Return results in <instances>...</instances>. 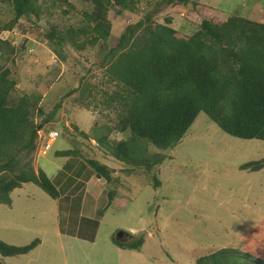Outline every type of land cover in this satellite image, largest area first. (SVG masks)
I'll use <instances>...</instances> for the list:
<instances>
[{"label": "rangeland", "instance_id": "1", "mask_svg": "<svg viewBox=\"0 0 264 264\" xmlns=\"http://www.w3.org/2000/svg\"><path fill=\"white\" fill-rule=\"evenodd\" d=\"M165 1L141 0L134 12L124 11L120 15L116 13L117 7L111 6L108 39L94 46L86 45L83 50L76 49L68 40L58 47L54 41L46 39L45 34L50 29L64 34L68 28L83 26V12L92 10V4L84 0H67L66 3L36 0V14L30 18L21 17L11 30H0V38L16 46L15 66L18 68L25 61L31 65L30 75L20 72L17 76L16 91L41 95L42 113L34 110L32 117L37 124L43 125L34 150L12 151L15 156L13 171L4 170L1 174L10 176L23 170L32 168L37 172L42 168L57 183L74 173L80 180H93L85 185L76 179L70 183V192L79 194L72 204L61 199L58 202L32 182L14 189L10 194L11 205H0V239L24 245L38 237L40 243L25 254L0 255V264H196L199 257L220 248L241 250L239 237L246 219L256 222L264 218V181L259 180L264 178V171L249 174L237 168L239 162L257 158L264 151V141L229 135L204 112L198 113L173 148L160 150L148 145L150 153H159L166 158L150 169L134 166L133 174L120 170L127 166L114 161L101 145L90 140L91 131L84 137L73 129L74 125H81V120L86 121L85 118L89 126L95 120L113 128L117 126L116 111L103 104L102 90L112 92L115 84L109 83L104 76L100 58L117 43L127 24L137 21L146 12L154 13V22L170 20L173 28L187 35L198 27L201 17L223 20L231 14L264 16V0H186L185 3L173 0L170 4ZM12 18L11 0H0V25ZM27 33L38 39L29 43L32 51L22 39ZM49 44L64 60L45 51ZM74 88L79 90L69 93ZM46 119L48 122L45 123L43 120ZM87 121L81 125L83 129ZM49 130H57L59 136L51 148L42 153L41 143L48 138L46 132ZM111 134L112 141L123 136L116 132ZM68 148L75 153L62 157L55 153L57 149ZM93 157L115 169L112 178L116 181L108 183L100 177L95 179L86 162ZM65 161H70L72 166L63 168L66 173L62 176L60 166ZM154 175L158 180L156 184ZM102 186L104 196L100 197ZM114 187L116 192L108 203V192ZM115 195H118L117 199H114ZM60 208L62 216H66L65 231L72 233L79 227L82 230L88 223L86 218H96L97 229L95 224L87 227L90 230L84 228L80 232L81 239L59 237ZM122 230L129 236L123 233L118 239L120 242L136 244L140 238L143 241L141 248H122L114 244L113 237ZM93 235L95 239L91 240ZM247 239L243 236V243ZM257 239L249 241L248 247L259 249L260 239Z\"/></svg>", "mask_w": 264, "mask_h": 264}, {"label": "trees", "instance_id": "2", "mask_svg": "<svg viewBox=\"0 0 264 264\" xmlns=\"http://www.w3.org/2000/svg\"><path fill=\"white\" fill-rule=\"evenodd\" d=\"M84 1L92 4V10L83 12L85 24L79 28H68L64 34L50 29L45 34L46 39L54 41L58 47H62L65 40L79 50L86 45L94 46L106 41L110 35L112 23L108 11L111 6H116V13L120 15L124 11L134 12L141 0ZM172 2L165 1L167 4ZM11 5L13 18L0 25V30H11L21 17L30 18L37 13L36 0H11ZM153 14L148 11L137 21L127 24L117 43L102 54L99 64L104 67V76L109 83L115 84L112 92L102 90L103 104L116 111L118 124L113 128L108 123L95 120L89 137L101 145L114 161L124 163L127 167L120 170H127L130 174L135 172L134 166H146L148 169L159 166L166 157L150 153L148 145L160 150L173 148L199 112H204L229 135L264 140V22L239 14H231L223 20L201 17L198 27L187 35L173 28L170 20L154 22ZM188 28L191 29L189 24ZM47 46L64 60L58 50L50 44ZM16 51L14 44L0 38V205H11V192L23 183L36 184L55 199L75 181L68 175L65 179L70 181L69 186L62 180L61 188H57L55 181L42 168L37 172L31 168L10 176L1 174L4 170L13 171L15 156L12 151L34 150L35 140L43 126L32 117L34 110L42 113L39 106L41 95L25 92L19 95L15 79L9 77L12 72L8 64L15 65ZM78 90L74 88L69 93ZM80 97H83V90ZM43 121L48 122L47 119ZM73 129L88 137L89 133H84L77 125ZM112 132L124 135L112 141ZM55 153L62 157L75 152L68 148ZM86 162L94 175L108 183L116 181L112 178L113 167L96 157L88 158ZM71 166L70 161L63 163V168ZM153 178L156 184V175ZM114 191L116 187L108 192V203ZM60 210L58 223L63 234L80 238L84 228L89 229L87 227L95 224L97 229L98 220L86 218L88 223L82 230L79 227L72 233L65 231L66 216H62L63 211ZM90 239H95V236ZM259 239V249L250 246L242 252L230 247L220 248L199 257L196 264H264V235L261 234ZM112 240L122 248L131 249H139L143 242L140 238L136 244L120 242L114 237ZM252 240L247 239L245 245L249 246ZM39 243L38 237L24 245L0 239V255L25 254Z\"/></svg>", "mask_w": 264, "mask_h": 264}, {"label": "crops", "instance_id": "3", "mask_svg": "<svg viewBox=\"0 0 264 264\" xmlns=\"http://www.w3.org/2000/svg\"><path fill=\"white\" fill-rule=\"evenodd\" d=\"M261 15V14H260ZM259 15V16H260ZM249 18H251V19H253V20H255V21H260V22H263V18H264V16L262 15L261 17H255V16H249ZM23 40H25L26 42H27V49L29 50V51H32V47H31V45L29 44L31 41H37L36 40V36H34L33 34H30V33H27V34H24V38H22ZM30 39V41L28 42V40ZM40 41V40H39ZM38 41V42H39ZM47 46V45H46ZM34 47V46H33ZM47 48L49 49V47L47 46ZM47 48H44L45 49V51H47V53L50 55V52H52L50 49L48 50ZM36 51H38L37 49H36ZM33 57H34V55H33ZM12 66V65H11ZM10 66V64H8V67L11 69V75L9 76L10 78H14L15 79V84L16 83H19V81H18V78H17V76L20 74V72H21V74H28V75H30V71H29V68H31V65L29 64V63H27L26 61L21 65V66H18V68L14 65V66H12L11 67ZM22 92H25V93H28V92H26V91H22ZM18 94L20 95V92H18ZM86 119V121H87V118H85ZM86 121H84V120H81L80 121V123H81V125L84 123V122H86ZM95 122V121H94ZM93 122V123H94ZM65 125H67V124H65ZM77 125V124H76ZM80 124H79V129L80 130H82L84 133H89V131L91 130V128H92V125H90L89 126V121H87V123H86V125L84 126L85 127V129H83V125L81 126ZM90 127V128H89ZM116 133H120V132H116ZM186 133V132H185ZM120 134H122V133H120ZM122 135H124V134H122ZM120 137H123V136H120ZM120 137H118V138H120ZM251 139H253V138H251ZM255 139H258V138H255ZM90 140L91 141H94L92 138H90ZM260 140H262V139H260ZM264 141V140H263ZM95 142V141H94ZM96 143V142H95ZM58 151H59V149H57ZM100 162H103V163H105V164H107L106 162H104V161H102L101 159H98ZM108 165V164H107ZM237 168L239 169V170H241V171H245V172H247V173H256V172H258V171H264V151L257 157V158H252V159H250V160H248V161H245V162H239L238 164H237ZM60 169H62L59 173L62 175V176H64V174L63 173H66L65 172V170H63V164L61 163V166H60ZM68 175V174H67ZM95 176V179H97L96 177H98L97 175H94ZM71 177L73 178V179H76L77 181H79L80 180V178L77 176V173H74L73 175H71ZM117 177V176H116ZM65 178H66V176H65ZM63 179V182L62 183H66L67 182V180L66 179ZM68 178V177H67ZM259 180H261L262 182L264 181V178H259ZM80 181H83L84 182V185H85V183H91L93 180L90 178V179H88V180H80ZM95 182V181H94ZM56 183V186H57V188H61V182L60 183H57V182H55ZM83 185V186H84ZM87 185V187H89V184H86ZM94 185H97V182H95L94 183ZM67 186H69V185H67ZM72 188V185H70V187H68V189L65 191V190H63L64 192H62L61 194H60V196L59 197H57V198H55V200H57L58 202H59V200L61 199V200H63V201H65L66 203H68L69 201H71V200H73L74 198L75 199H77L75 196H77V195H79V194H76V192L75 193H71L70 192V189ZM101 189V191H100V194H99V196L100 197H102V196H104V193L102 194V192L104 191V187L102 186V188H100ZM117 197H118V195H115L114 196V199L116 198L117 199ZM113 199V200H114ZM81 202H83V199H81ZM60 204V203H59ZM109 206V205H108ZM107 208V207H106ZM105 210V209H104ZM58 214H59V212H58ZM247 220V223L244 225V226H241V236L239 237V239L241 238V244H242V246H241V250H246L247 249V247L248 246H246L245 245V242L243 243V241H242V237L243 236H245V237H250V238H252V239H257V238H259V236L262 234V235H264V218L263 219H260V220H257L256 222H255V220H253V219H246ZM251 220V221H250ZM261 224H263V225H261ZM245 229H246V231H245ZM130 231H134V230H132V229H129ZM58 231H59V237H64V236H69V235H65V234H63L62 232H61V230H60V228H59V223H58ZM126 236V235H125ZM127 236H129V235H127ZM78 239V238H77ZM79 239H81V238H79ZM118 246V245H117ZM119 247V246H118ZM140 248H141V246H140ZM139 248V249H140Z\"/></svg>", "mask_w": 264, "mask_h": 264}, {"label": "built area", "instance_id": "4", "mask_svg": "<svg viewBox=\"0 0 264 264\" xmlns=\"http://www.w3.org/2000/svg\"><path fill=\"white\" fill-rule=\"evenodd\" d=\"M58 136V132L57 131H50L48 133V138L43 140L42 142V152L44 153L47 149H49L51 143L56 139V137Z\"/></svg>", "mask_w": 264, "mask_h": 264}, {"label": "clouds", "instance_id": "5", "mask_svg": "<svg viewBox=\"0 0 264 264\" xmlns=\"http://www.w3.org/2000/svg\"><path fill=\"white\" fill-rule=\"evenodd\" d=\"M39 131H40V130H39ZM50 131H57V130H50ZM50 131H49V132H50ZM49 132H48V133H49ZM57 132H58V131H57ZM38 134H39V133H38ZM58 136H59V132H58ZM58 136L56 137V139L58 138ZM183 136H184V135H183ZM56 139H55V140H56ZM181 139H182V138H181ZM181 139H180V140H181ZM44 140H45V139H44ZM55 140H54V141H55ZM54 141H53V142H54ZM43 142H44V141H43ZM43 142H42V143H43ZM53 142H52V143H53ZM42 143H41V150H40L41 152H42ZM52 143H51V145H52ZM51 145H50L49 149L51 148ZM49 149H47V150H49ZM47 150H46V151H47ZM46 151H45V152H46ZM45 152H44V153H45ZM42 153H43V152H42ZM122 231H123V230H122ZM123 232H124V236H125V235H126V236L128 235L127 232H125V231H123Z\"/></svg>", "mask_w": 264, "mask_h": 264}, {"label": "water", "instance_id": "6", "mask_svg": "<svg viewBox=\"0 0 264 264\" xmlns=\"http://www.w3.org/2000/svg\"><path fill=\"white\" fill-rule=\"evenodd\" d=\"M123 231H119L117 234H116V238L117 239H121V236L123 235Z\"/></svg>", "mask_w": 264, "mask_h": 264}]
</instances>
